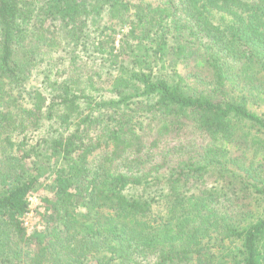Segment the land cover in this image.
<instances>
[{
	"label": "trees",
	"instance_id": "1",
	"mask_svg": "<svg viewBox=\"0 0 264 264\" xmlns=\"http://www.w3.org/2000/svg\"><path fill=\"white\" fill-rule=\"evenodd\" d=\"M0 264H264V0H0Z\"/></svg>",
	"mask_w": 264,
	"mask_h": 264
},
{
	"label": "rangeland",
	"instance_id": "2",
	"mask_svg": "<svg viewBox=\"0 0 264 264\" xmlns=\"http://www.w3.org/2000/svg\"><path fill=\"white\" fill-rule=\"evenodd\" d=\"M43 191L46 192V189L43 188ZM36 197H37L38 199L35 198L36 200H34L33 206H36L37 203L40 201V200H39V196L36 195ZM38 205H39V203H38ZM36 213H37V210L35 209L34 211H31V213L28 214L27 217L25 218V220H26L25 222L27 223V225H28V227H29L30 230H31V229H34V228L39 224V219H38ZM29 229H28V230H29ZM30 230H29V231H30Z\"/></svg>",
	"mask_w": 264,
	"mask_h": 264
},
{
	"label": "built area",
	"instance_id": "3",
	"mask_svg": "<svg viewBox=\"0 0 264 264\" xmlns=\"http://www.w3.org/2000/svg\"><path fill=\"white\" fill-rule=\"evenodd\" d=\"M38 199L37 197H36V195H34V196H31L30 198H29V212H27V214H26V216H25V218L27 217V215L28 214H30L31 213V211H34L35 209L37 210V208H38V203H37V205L36 206H33V203H34V200H36V199ZM25 218H24V223H25V225L27 226V228L29 229V227H28V225H27V223L25 222L26 220H25ZM30 230V229H29ZM33 229H31L30 231H32Z\"/></svg>",
	"mask_w": 264,
	"mask_h": 264
}]
</instances>
